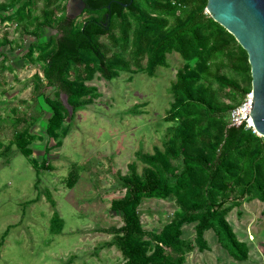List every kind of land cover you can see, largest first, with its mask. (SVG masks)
I'll return each mask as SVG.
<instances>
[{"label":"trees","instance_id":"obj_1","mask_svg":"<svg viewBox=\"0 0 264 264\" xmlns=\"http://www.w3.org/2000/svg\"><path fill=\"white\" fill-rule=\"evenodd\" d=\"M64 1L44 0L42 18L36 21H42L40 29L55 28L58 34L45 42L38 37L29 50L31 59L38 53L37 60L45 64L44 88L55 89L54 97L46 98L53 111L47 129L51 140L61 138L70 115L67 106L75 114L88 98L99 97L87 85L96 73L113 80L132 71L131 61L123 54L110 56L105 51L107 39L124 53L132 42L136 56L131 54V59L138 71L146 60L150 77L158 68H169L170 54H179L187 63L172 87L168 122L177 125L170 128L165 149L139 156L146 165L143 174L136 163L129 166L123 178L126 196L113 203V209L123 215L124 226L117 232L115 245L125 264H184L194 248L183 239L186 224H196L200 250L208 249L205 236L212 231L232 259L247 262L250 248L227 219L242 201L264 203V138L229 125L230 112L252 91L247 52L206 15L208 0H87L89 18L81 23L66 14ZM33 5L34 0H28L19 9V22L31 20ZM130 19L137 22L133 34ZM224 67L245 77L247 86L220 75ZM212 83L232 103L224 101ZM28 135V130L18 133V146L39 171L45 164L32 158ZM47 150L52 148L48 145ZM152 199H173L178 206L174 219L159 234L147 232L139 214L143 201Z\"/></svg>","mask_w":264,"mask_h":264},{"label":"rangeland","instance_id":"obj_2","mask_svg":"<svg viewBox=\"0 0 264 264\" xmlns=\"http://www.w3.org/2000/svg\"><path fill=\"white\" fill-rule=\"evenodd\" d=\"M27 1L0 0V264H125L115 245L123 215L113 203L126 196L123 178L129 166L136 163L143 174L146 165L139 156L165 149L169 130L177 125L168 122L172 87L187 63L179 54H170L169 68H158L150 77L146 60L138 71L131 59V54L136 56L132 42L124 53L107 39L105 51L123 54L132 71L113 80L96 73L87 85L99 97L88 98L75 114L67 106L70 115L61 138L53 141L47 134L53 111L46 98H53L55 89L44 88L45 64L37 60L38 53L31 59L29 50L38 37L45 42L58 31L40 29L42 21H36L42 18L44 0H34L31 20L19 22L17 12ZM62 4L68 16L76 10L72 0ZM205 13L211 16L207 9ZM88 18L85 13L75 20ZM130 21L133 34L137 22ZM220 75L247 86L245 77L228 67ZM211 85L232 103L217 83ZM62 99L66 103L65 95ZM26 130L32 158L45 164L39 171L18 146L17 135ZM177 210L173 199H152L143 201L139 214L144 229L159 234ZM227 219L240 241L248 244L250 259H232L212 231L205 236L208 249L200 250L196 224H186L183 239L194 248L184 264H264V203L242 201Z\"/></svg>","mask_w":264,"mask_h":264},{"label":"water","instance_id":"obj_3","mask_svg":"<svg viewBox=\"0 0 264 264\" xmlns=\"http://www.w3.org/2000/svg\"><path fill=\"white\" fill-rule=\"evenodd\" d=\"M72 1L77 5L69 17L75 20L85 14L88 6L87 0ZM207 10L249 56L255 98L253 119L257 132L264 138V0H208Z\"/></svg>","mask_w":264,"mask_h":264},{"label":"built area","instance_id":"obj_4","mask_svg":"<svg viewBox=\"0 0 264 264\" xmlns=\"http://www.w3.org/2000/svg\"><path fill=\"white\" fill-rule=\"evenodd\" d=\"M255 98L251 91L243 99L242 103L238 105L229 114V125L230 127L241 128L244 127L247 131H252L254 134L261 136L255 127L253 119Z\"/></svg>","mask_w":264,"mask_h":264},{"label":"bare ground","instance_id":"obj_5","mask_svg":"<svg viewBox=\"0 0 264 264\" xmlns=\"http://www.w3.org/2000/svg\"><path fill=\"white\" fill-rule=\"evenodd\" d=\"M38 182V181H37Z\"/></svg>","mask_w":264,"mask_h":264}]
</instances>
